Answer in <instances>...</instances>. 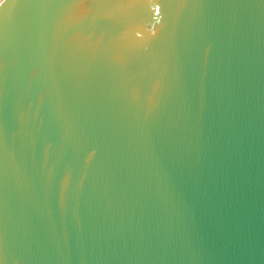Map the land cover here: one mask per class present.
<instances>
[{
	"label": "water",
	"instance_id": "1",
	"mask_svg": "<svg viewBox=\"0 0 264 264\" xmlns=\"http://www.w3.org/2000/svg\"><path fill=\"white\" fill-rule=\"evenodd\" d=\"M0 264H264V0H0Z\"/></svg>",
	"mask_w": 264,
	"mask_h": 264
}]
</instances>
